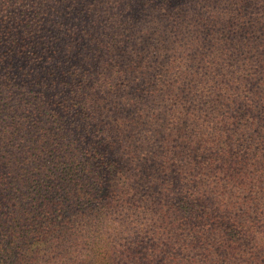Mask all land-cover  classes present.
I'll return each mask as SVG.
<instances>
[{"label":"trees","instance_id":"trees-1","mask_svg":"<svg viewBox=\"0 0 264 264\" xmlns=\"http://www.w3.org/2000/svg\"><path fill=\"white\" fill-rule=\"evenodd\" d=\"M0 264H264V0H0Z\"/></svg>","mask_w":264,"mask_h":264}]
</instances>
